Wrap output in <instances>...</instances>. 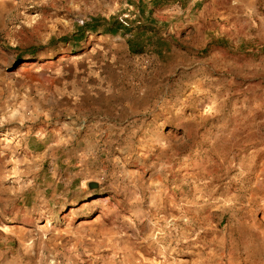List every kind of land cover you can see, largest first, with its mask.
Returning <instances> with one entry per match:
<instances>
[{"label": "rangeland", "instance_id": "rangeland-1", "mask_svg": "<svg viewBox=\"0 0 264 264\" xmlns=\"http://www.w3.org/2000/svg\"><path fill=\"white\" fill-rule=\"evenodd\" d=\"M6 1L0 264H264V0Z\"/></svg>", "mask_w": 264, "mask_h": 264}, {"label": "trees", "instance_id": "trees-1", "mask_svg": "<svg viewBox=\"0 0 264 264\" xmlns=\"http://www.w3.org/2000/svg\"><path fill=\"white\" fill-rule=\"evenodd\" d=\"M97 29L98 28H96V27H87L86 29L80 30V32L78 34V39H79L78 42L85 39L87 33H92V34L96 33ZM122 29H123V26H121L120 24H117V23H115L114 26L111 27V30H116V32L117 31L120 32ZM26 55L32 57V56L37 55V52L36 51H29L26 53Z\"/></svg>", "mask_w": 264, "mask_h": 264}, {"label": "crops", "instance_id": "crops-1", "mask_svg": "<svg viewBox=\"0 0 264 264\" xmlns=\"http://www.w3.org/2000/svg\"><path fill=\"white\" fill-rule=\"evenodd\" d=\"M184 2H185V4H189V5H191V6H193L194 5V3H195V7H199L200 6V4L204 1V3H206V4H211L214 0H183ZM192 2H193V4H192ZM211 2V3H210ZM189 13V12H188Z\"/></svg>", "mask_w": 264, "mask_h": 264}, {"label": "bare ground", "instance_id": "bare-ground-1", "mask_svg": "<svg viewBox=\"0 0 264 264\" xmlns=\"http://www.w3.org/2000/svg\"><path fill=\"white\" fill-rule=\"evenodd\" d=\"M6 2H10L9 0H7ZM16 168H19V164H17L16 165ZM19 180V177H17V176H15L14 177V179H12V180H7V181H1V184H4V185H6V184H13V183H15V182H17ZM131 216H133V215H131Z\"/></svg>", "mask_w": 264, "mask_h": 264}, {"label": "water", "instance_id": "water-1", "mask_svg": "<svg viewBox=\"0 0 264 264\" xmlns=\"http://www.w3.org/2000/svg\"><path fill=\"white\" fill-rule=\"evenodd\" d=\"M86 187L89 189V190H96L99 188V184L98 183H95V182H88L86 184Z\"/></svg>", "mask_w": 264, "mask_h": 264}, {"label": "built area", "instance_id": "built-area-1", "mask_svg": "<svg viewBox=\"0 0 264 264\" xmlns=\"http://www.w3.org/2000/svg\"><path fill=\"white\" fill-rule=\"evenodd\" d=\"M142 68V66L141 65H138V69L140 70Z\"/></svg>", "mask_w": 264, "mask_h": 264}]
</instances>
